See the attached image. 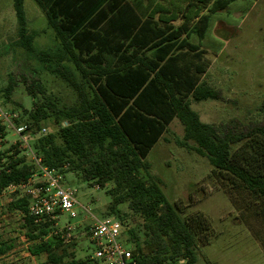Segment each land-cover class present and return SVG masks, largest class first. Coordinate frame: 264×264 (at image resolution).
<instances>
[{
	"label": "trees",
	"instance_id": "trees-1",
	"mask_svg": "<svg viewBox=\"0 0 264 264\" xmlns=\"http://www.w3.org/2000/svg\"><path fill=\"white\" fill-rule=\"evenodd\" d=\"M35 1L62 48L60 52L40 51L38 59L76 93L77 103L62 105L39 81H33L27 91L37 98L35 107L26 121L13 119L15 127L27 126L25 134L42 167L62 174L79 173L100 188L113 184L107 191L112 198L107 217L123 221L119 207L127 204L143 219L139 229L127 232L140 264H196V235L168 201L147 162L174 119L184 127L183 140L178 142L182 147L206 157L214 169L232 175L249 193L264 199V173L238 164L233 153V147L246 139L264 138V127L248 136L223 134L201 122L191 108L190 99L220 98L218 91L202 81L209 68L207 51L192 42L194 35L202 41L205 38L216 8H209L214 0H193L174 12L168 3H157L147 16L140 14L135 3L101 0V4H110L114 21L130 29L121 44L107 42L97 30H89L84 37L85 25L103 4L87 6L83 15L71 0L70 7L76 12L65 23L55 14L63 0ZM230 1L219 3L225 7ZM24 2L14 0L21 27L27 26ZM12 92V85L4 90L7 100ZM46 120L59 126L56 134H40ZM4 131L0 126L1 138ZM20 145L0 152V194L10 186L27 183L38 171L19 150ZM30 203L26 195L15 194L8 206L9 212L23 215L30 255L45 256L42 264H88V258L77 260L69 253L60 236H50L53 223L35 221L29 213Z\"/></svg>",
	"mask_w": 264,
	"mask_h": 264
},
{
	"label": "rangeland",
	"instance_id": "rangeland-1",
	"mask_svg": "<svg viewBox=\"0 0 264 264\" xmlns=\"http://www.w3.org/2000/svg\"><path fill=\"white\" fill-rule=\"evenodd\" d=\"M190 1L193 0H124V3H135L140 14L147 16L157 3H168L174 12ZM216 1L209 6L216 8L209 17L211 23L205 38L202 41L194 35L192 42L207 51L209 68L202 81L218 91L220 98L202 102L190 99V104L201 122L215 126L223 134L248 136L264 127V0H232L225 7H221L220 0ZM73 4L77 13L85 15L87 6H99L101 0H73ZM24 8L27 26L21 27L14 0H0V108L22 122L28 119L37 101L27 91L33 81H39L62 105L77 103L76 93L48 72L38 59L40 51L62 50L48 26L47 16L35 0H25ZM9 85L13 86V92L7 100L4 90ZM12 123L15 125L14 120ZM2 127L5 137L0 134V152L20 140L9 127ZM41 127L46 129L40 133L44 136L56 134L59 129L51 120ZM183 137L184 127L174 119L147 162L151 175L161 181L168 201L196 235V264H264V199L249 193L232 175L214 169L206 157L190 147H182L178 142ZM21 146L19 150L35 165ZM233 153L238 164L264 173L263 137L246 139L233 147ZM62 175L65 186L76 191L78 204L75 218L66 214L59 217L60 228H72L69 236L64 234V239L60 238L69 253L83 260L91 256L93 249L88 228L108 216L112 198L107 191L113 184L97 188L79 173L67 171ZM15 194L23 197V192L12 189L0 194V264H42L45 256L33 257L28 252L23 215L8 210ZM119 210L127 230L141 227L143 219L127 204Z\"/></svg>",
	"mask_w": 264,
	"mask_h": 264
},
{
	"label": "built area",
	"instance_id": "built-area-1",
	"mask_svg": "<svg viewBox=\"0 0 264 264\" xmlns=\"http://www.w3.org/2000/svg\"><path fill=\"white\" fill-rule=\"evenodd\" d=\"M16 117V115H8L0 108V126L9 127L19 136L21 147L32 157L38 171L27 183L10 186L8 189L23 192V197L25 192L31 202L30 215L37 223H53L52 234L64 239L63 235L69 236L72 228H60L58 221L62 214L71 218L76 217L75 208L78 204L76 191L65 186L63 175L59 171L41 166V160L34 154L25 134L27 126L17 128L12 123ZM42 132L45 133L46 129L42 128ZM127 232L125 223L116 217L96 220L87 232L93 247L92 254L88 257V264H140Z\"/></svg>",
	"mask_w": 264,
	"mask_h": 264
},
{
	"label": "crops",
	"instance_id": "crops-1",
	"mask_svg": "<svg viewBox=\"0 0 264 264\" xmlns=\"http://www.w3.org/2000/svg\"><path fill=\"white\" fill-rule=\"evenodd\" d=\"M70 3H71V0H63V2L61 3V6L59 4V7L55 9V12H56L55 14L58 17L59 21H65V23L66 22L68 23L74 19L72 17V15H73V13L75 14L76 11H75V8L70 7ZM100 11L101 12H99L97 15L93 16L91 18L90 22H88L85 25L86 27L84 29V35H85L84 37H86L85 33L88 32L89 30H91L93 32H95L97 30L102 35H104L107 42H110L113 44H121V43L125 42L126 31H128V33H129V30H130V29H128V25H125L124 23H120L119 21H114L113 15L110 11V4H108V3H106ZM44 14H45V12H44ZM75 19H77V18H75ZM77 20H79V19H77ZM48 26H49V22H48ZM49 28H50V26H49ZM133 31H135V29H133ZM53 33H54V31H53ZM54 37H55V41L57 43H59L57 38H56L55 33H54Z\"/></svg>",
	"mask_w": 264,
	"mask_h": 264
}]
</instances>
